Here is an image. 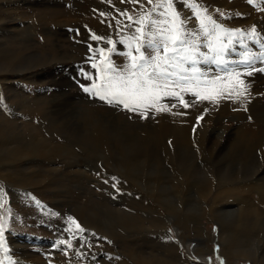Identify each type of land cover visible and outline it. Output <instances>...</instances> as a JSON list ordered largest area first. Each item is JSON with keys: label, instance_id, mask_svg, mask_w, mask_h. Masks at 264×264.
I'll return each mask as SVG.
<instances>
[{"label": "rangeland", "instance_id": "obj_1", "mask_svg": "<svg viewBox=\"0 0 264 264\" xmlns=\"http://www.w3.org/2000/svg\"><path fill=\"white\" fill-rule=\"evenodd\" d=\"M161 2L0 0V224L7 249L38 253L13 251L24 256L20 264H155L168 242L179 249L171 247L174 264H252L221 254V226L251 221L260 226L236 232L252 239L250 247L255 232L264 239V0H198L203 15L241 30L237 39L253 56L251 66L229 65L252 73L241 77L247 92L240 99L226 92L218 102L201 101L189 92L184 107L162 97L160 106L170 110L142 109L143 118L84 90L103 82L109 63H128L121 41ZM173 7L198 29L188 6L174 0ZM244 50L237 45L225 58L239 61ZM200 67L223 75L215 64ZM224 83L228 92L241 88ZM144 157L130 168L142 174L126 173L128 163L125 172L120 167ZM184 171L191 179L182 183ZM228 207L239 212L233 216ZM164 223L171 241L161 237ZM4 252L0 261L12 264ZM137 254L146 256L136 260Z\"/></svg>", "mask_w": 264, "mask_h": 264}, {"label": "snow or ice", "instance_id": "obj_2", "mask_svg": "<svg viewBox=\"0 0 264 264\" xmlns=\"http://www.w3.org/2000/svg\"><path fill=\"white\" fill-rule=\"evenodd\" d=\"M131 2L138 3L139 0ZM152 2L153 0H148L149 4ZM181 2L194 12L198 29L190 30L187 27L188 20L174 10V0H162L152 12L142 14L136 21L140 26L126 40L121 41L129 49L125 54L128 63L122 67L109 63L102 78L103 82H93L91 88L85 87L84 90L92 92L109 105H120L128 111L138 112L143 118H147V115L142 109L153 108L157 112L170 110L166 106H160L162 97L178 99L184 107H189V103L185 101L183 94L189 92L201 101L218 102L220 98H224L226 92L230 98L243 97L247 86L241 77L252 73H241L235 67L229 66H251L252 54L244 45L242 36L237 39L241 30L224 28L212 16L203 15L198 0ZM203 12L206 13L207 9L204 8ZM153 14L156 18H153ZM121 15L127 16V13L122 12ZM128 19L131 21L132 17L128 16ZM249 35H256L255 26ZM92 39L100 40L102 37L93 36ZM108 43L111 44L112 41L109 40ZM237 45L245 49L238 53L242 59H226L227 55L236 50ZM202 48L206 51H202ZM202 64L219 66L223 75H210L200 67ZM92 67L95 68L96 65L93 64ZM84 75L85 78L92 79L88 73ZM225 81H236L241 86L240 90L228 92ZM68 220L76 225L78 231H84L74 218L68 217ZM0 249L7 252L3 224H0ZM0 264L3 262L0 261Z\"/></svg>", "mask_w": 264, "mask_h": 264}, {"label": "bare ground", "instance_id": "obj_3", "mask_svg": "<svg viewBox=\"0 0 264 264\" xmlns=\"http://www.w3.org/2000/svg\"><path fill=\"white\" fill-rule=\"evenodd\" d=\"M130 2V1H129ZM5 62V61H4ZM88 131V130H87ZM223 140V139H222ZM143 142V141H142ZM124 145H126V147H127V144H124ZM156 145V144H155ZM120 146H121V144H120ZM157 147V146H156ZM116 148V147H115ZM115 148H114V150H115ZM155 148V147H154ZM158 148H159V146H158ZM174 148V147H173ZM198 148V147H197ZM131 149V148H130ZM156 149V148H155ZM160 149H162L161 147H160ZM160 149H158V150H160ZM183 149V148H182ZM249 149V148H248ZM110 151H112V150H110ZM157 151V150H156ZM107 152V151H106ZM121 152V151H120ZM126 152V151H125ZM155 152V151H154ZM160 152V151H159ZM20 153V152H19ZM123 153V152H122ZM127 153V152H126ZM239 153V152H238ZM21 154V153H20ZM121 154V153H120ZM158 154H160V156L162 155V152H160V153H158ZM208 154H209V152H208ZM122 155V154H121ZM126 155V154H125ZM209 155H212L211 153L209 154ZM163 156V155H162ZM115 158V157H114ZM145 158L146 157H144V158H140L139 160H133V159H126V160H124L123 161V164H121L120 165V167L123 169V171L125 172V169H126V163H128V166H127V170H126V173H138V174H142V172H141V170H140V172L139 171H136V170H131L130 168H131V166H134L133 164H132V162H140L141 163V161H144L145 160ZM151 161H155V158H153ZM115 162H117V161H115ZM121 162V161H120ZM119 163V162H118ZM191 164V163H190ZM189 164V165H190ZM189 165H187V166H189ZM191 168H192V166H191ZM257 169V168H256ZM40 170V169H39ZM62 171V170H61ZM136 171V172H135ZM152 171V170H151ZM40 172V171H39ZM180 172V171H179ZM147 173H149V172H147ZM221 173V172H220ZM222 174V173H221ZM158 175H159V173H158ZM161 175V174H160ZM224 175V174H223ZM220 176V175H219ZM253 176V175H252ZM210 178V177H209ZM191 179V178H190ZM189 179V173L187 172V171H184V173H183V175L181 176V182L182 183H185L186 181H188V180H190ZM208 180V179H207ZM223 180V179H222ZM193 181V180H192ZM230 181V180H229ZM228 181V182H229ZM233 181V180H232ZM132 182V181H131ZM190 182V181H189ZM188 182V183H189ZM158 183H159V179L158 178H152L151 179V181H150V184H152V186H154V187H157L158 186ZM192 183V182H191ZM190 183V184H191ZM222 183V182H221ZM231 183V182H230ZM127 184V183H126ZM169 184V183H168ZM223 184V183H222ZM119 185V184H118ZM122 185V184H121ZM164 185V184H163ZM176 185V184H175ZM205 185V184H204ZM208 185H210V184H208ZM215 185V184H214ZM186 186V185H185ZM191 186V185H190ZM234 186V185H233ZM169 187V186H168ZM193 187V186H192ZM201 187V186H200ZM218 187L219 188H217V189H220V188H222V187H224L223 185H222V187H220V182H219V184H218ZM161 188V187H160ZM179 188V187H178ZM176 189V188H175ZM201 189V188H200ZM209 189H211V188H209ZM213 189V188H212ZM223 189V188H222ZM152 190V189H151ZM214 190V189H213ZM213 190H212V192H213ZM174 191V190H173ZM176 191H178V189H176ZM181 191V190H180ZM201 192H200V196L201 195H203V196H205V198H206V196H207V192H208V190H206V189H203L202 188V190H200ZM124 192H126V191H124ZM147 192V191H146ZM167 192V191H166ZM169 192V191H168ZM263 192V191H262ZM56 193V192H55ZM159 193V192H158ZM174 193V192H173ZM182 193V192H181ZM175 194V193H174ZM183 194V193H182ZM210 194V193H209ZM179 195V194H178ZM124 196V195H123ZM147 196V195H146ZM173 196V195H172ZM263 196V195H262ZM124 197H126V196H124ZM128 197V196H127ZM170 197V196H169ZM204 198V197H203ZM123 199V198H122ZM124 199H126V198H124ZM167 201L169 200V199H166ZM180 200V199H179ZM123 201V200H122ZM127 201V200H126ZM264 201V200H263ZM128 202V201H127ZM179 202V201H178ZM178 202H176V203H178ZM260 202V201H259ZM149 203V202H148ZM166 203V202H165ZM164 203V204H165ZM171 204V203H170ZM177 207V206H176ZM228 208H230L231 209V207H228ZM227 208V209H228ZM245 209V208H244ZM257 209V208H256ZM241 210V209H240ZM252 210L253 209H251L250 211L252 212ZM242 211H243V209H242ZM245 211V210H244ZM248 211V210H247ZM247 211H245V212H247ZM102 212V211H101ZM239 211H238V208H234L233 210L231 209V212L230 213H232V215L234 216V215H236L237 213H238ZM153 213V212H152ZM212 213H213V211L211 210L210 211V215H212ZM248 213V212H247ZM160 214H162V213H160ZM250 214V213H249ZM163 215V214H162ZM210 215H208V216H210ZM222 216V215H221ZM239 216V215H238ZM164 217V216H163ZM241 217H242V215H241ZM232 218V217H231ZM106 220V219H105ZM231 220H233V219H231ZM259 220V219H258ZM223 221V220H222ZM114 223L115 224H118V222L117 221H114ZM114 223H113V220H109V221H107V224L110 226H114ZM124 223V222H123ZM230 223L231 224H228V225H226V224H223L222 226H221V228H222V230H224V234L227 236V237H225V235H223L224 237L222 238V243H221V249H220V252H221V254H225V256H227V257H229V258H231V259H233V260H236V259H239V260H242V259H250L251 261H252V264H262L263 262H264V258L262 257V255L264 256V239H260V238H258V235H259V232H255L254 234H253V239L255 240V243H254V245L252 246V247H250V246H248V242L249 241H252V239H250V238H248V237H244L243 235H241V233L240 232H243V230L244 231H246V229H250V231L252 230V229H257L259 226H260V224H256V228L255 227H251V221L250 222H247V221H245V220H243V219H241V220H237V221H234V222H232V221H230ZM221 225V224H220ZM110 226V227H111ZM122 226V225H121ZM231 226V227H230ZM112 229H114V228H112ZM165 232H162V235H161V237H165V238H167L168 240L171 238L170 237V233L166 230V223H164V226H163V228H162ZM129 230H130V226H129ZM240 231V232H236V231ZM131 231V230H130ZM248 231V230H247ZM123 232H125V231H123ZM129 232V231H128ZM223 232V231H222ZM132 233V232H131ZM164 233V234H163ZM130 234V233H129ZM246 234V233H245ZM249 236V235H248ZM132 237V236H131ZM118 238V237H117ZM38 242H41V241H39V240H37ZM118 241V240H117ZM170 241H171V239H170ZM227 241H228V243H227ZM135 243H137V244H139V242L137 241V240H135L134 241ZM134 242L133 241H130V243H133L134 244ZM241 242V244L239 245V243ZM92 243V242H91ZM143 246V245H142ZM142 246L140 245V247L136 250V252H138V250L140 249V248H142ZM58 247H60L59 245H58ZM171 247H173L172 246V243L171 242H168L167 244H166V247H165V249H164V251H162V252H159V253H157L155 256H156V261H155V264H174L173 262H174V255H172L171 257L169 256V253H172L170 250H171ZM9 249H7V252H6V254H5V256H9L10 257V259H11V263L12 264H20V263H23V260H24V256L23 257H19V256H16V255H14V252H20V253H22L23 252V250H20V249H16V248H14V247H8ZM174 248V250L175 251H177V250H179V249H176L175 247H173ZM14 251V252H13ZM208 251V250H207ZM3 252V251H2ZM25 253H28V254H38V253H35V252H33L32 250H25L24 251ZM23 252V253H24ZM200 252V251H199ZM5 253V252H4ZM23 253L21 254V255H23ZM72 253V252H71ZM201 253V252H200ZM17 254V253H16ZM147 254V253H146ZM211 254V253H210ZM1 255H2V253H1ZM19 255V254H18ZM143 256H146V255H140V254H137V259L136 260H140V258L141 257H143ZM159 256H164V257H166V258H171V262H168V263H163V262H161L160 261V258H159ZM23 259V260H22ZM148 260H151V258H148ZM35 262V261H34ZM43 262H45V264H56V263H53V262H49V261H38V263H33V264H44ZM190 263V262H189ZM32 264V263H31ZM183 264H187L186 263V261L185 260H183Z\"/></svg>", "mask_w": 264, "mask_h": 264}]
</instances>
